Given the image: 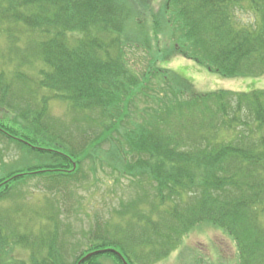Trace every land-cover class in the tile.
I'll return each instance as SVG.
<instances>
[{"label":"trees","instance_id":"trees-1","mask_svg":"<svg viewBox=\"0 0 264 264\" xmlns=\"http://www.w3.org/2000/svg\"><path fill=\"white\" fill-rule=\"evenodd\" d=\"M166 1L162 19L183 32L178 53L226 77L264 76V0ZM132 4L143 7L139 15L151 8L140 0H0V25L21 26L27 40V54L0 70V155L16 147L30 161L0 165V201L31 182L48 196L39 230L9 236L0 227V264H108L100 258L113 248L127 264H153L204 223L236 241L242 264H264V89H191L160 65L150 43L148 28L160 18L144 25ZM239 11L253 14V23H240ZM133 45L153 52L149 70L128 59ZM149 71L173 85L149 121L129 129L125 122L151 88L142 78ZM17 102L27 103L17 109L24 128L9 114ZM53 102L81 115L82 127L106 120L105 129L65 131L51 116ZM113 132L133 154L120 176L138 177L144 195L115 208L103 231L97 223L75 255L63 233L61 201L88 180L86 155L111 143ZM19 247L30 251L29 261L17 259ZM119 258L115 264H125Z\"/></svg>","mask_w":264,"mask_h":264},{"label":"rangeland","instance_id":"rangeland-1","mask_svg":"<svg viewBox=\"0 0 264 264\" xmlns=\"http://www.w3.org/2000/svg\"><path fill=\"white\" fill-rule=\"evenodd\" d=\"M137 1V0H135ZM144 5L148 4L149 11H142L138 14L137 10H144L142 6L136 7L132 4L135 14L139 16L140 21L152 23L157 17L160 18L158 23H152L148 28V36L150 43L156 47L155 51L160 52L162 60L160 65L170 70L176 77L187 79L197 92H210L214 90H232L235 92L249 91L252 89H264V76H240L226 77L218 72L209 70L208 67L192 58L177 52L179 39L177 34L180 31L173 24L162 19V13L166 7V0H140ZM134 2V0H132ZM137 4V2H136ZM155 13V17L152 16ZM237 18L240 23L249 25L253 23V14L248 11L237 12ZM154 19V20H153ZM2 24V23H0ZM144 24V23H143ZM145 25V24H144ZM159 29L158 36L155 34L156 26ZM24 29L21 26H13L7 28L5 25H0V70H11L16 66L19 58L27 54L25 45L27 40L22 37ZM22 38V42L21 39ZM17 43L18 47L15 46ZM178 44V45H177ZM183 45V44H182ZM139 49L137 45H133L129 49L128 59L137 62V66L141 70H149L151 64V55L144 50ZM178 53V54H177ZM147 76L142 77L145 84H149L151 88L146 89L147 94L143 95L133 110V117H130L125 122L127 128H133L137 124H146L149 121L148 113H151L152 107L158 106L163 102L159 100L163 97V90H171L172 83L165 78H151L150 71ZM168 75V74H167ZM149 78V80H148ZM179 78V77H178ZM194 92L191 90V93ZM23 96V95H21ZM189 96V95H188ZM24 101V99H20ZM31 104V102H30ZM1 106V105H0ZM14 106L16 113H9L12 119L21 121L20 111L27 106L26 102H17ZM13 107H10L11 109ZM33 108V105L29 106ZM71 111L69 105L64 103L53 102L50 113L52 118H55V124L63 128L65 131L72 134L77 133V127H82L83 119L79 114ZM100 110L92 114L93 121L100 117ZM8 114V115H9ZM0 118L3 115L0 112ZM106 121V120H104ZM104 121L99 125L91 124L84 125L83 130H91L90 134H98L99 128H104ZM108 122V121H107ZM92 126L94 129H88ZM105 129V128H104ZM116 133H118L116 131ZM113 132L114 136L111 143L103 141L99 148L91 150L86 155L87 160L83 165L84 171L88 175V180L78 186V189L73 191L72 197L62 199V229L63 233L68 236L71 241L72 250L77 251L75 255L81 253V249L89 242L92 232L96 229V224L100 226V230H104L105 222L110 218L111 213L115 208L120 207L123 203L129 204L134 201L140 194L144 193L143 185L140 184L138 177L132 175L120 176L127 160L132 159L131 150L121 145L119 135ZM102 147V148H101ZM115 149V151H114ZM96 153V154H95ZM94 154L103 160L94 158ZM92 156V157H91ZM2 157V158H1ZM29 157L19 152L16 147L6 149L0 155V165H7L9 162H15L18 165L29 164ZM92 159V160H91ZM93 161V162H92ZM125 172V171H124ZM144 195V194H143ZM50 200L59 203L57 195H50ZM148 200H152L151 196ZM48 202L47 193L40 190L35 182H31L27 187L15 193L11 197H7L0 201V227L4 228L8 233L14 225L15 230L9 232V236L19 234L16 230L23 233L29 232L31 229L37 231L41 227V221L45 220V208ZM142 210L148 208L147 205H141ZM5 222V223H3ZM8 222V223H7ZM2 224H4L2 226ZM114 250V248H113ZM70 251V249H69ZM72 252V251H70ZM106 252L105 250L100 251ZM112 256H102L100 259L108 264H115L117 259L120 261L116 252L110 251ZM70 257L71 260H74ZM122 255V254H121ZM20 257L27 259V252L19 253ZM88 254L83 260L91 257ZM125 264H127L124 256H120ZM82 260V261H83ZM78 264H81L78 263ZM153 264H242L239 258L238 246L235 240L230 238L224 230L211 224H200L182 235L180 242L171 253L156 261Z\"/></svg>","mask_w":264,"mask_h":264},{"label":"bare ground","instance_id":"bare-ground-1","mask_svg":"<svg viewBox=\"0 0 264 264\" xmlns=\"http://www.w3.org/2000/svg\"><path fill=\"white\" fill-rule=\"evenodd\" d=\"M21 233V232H20ZM30 253V251H28Z\"/></svg>","mask_w":264,"mask_h":264}]
</instances>
